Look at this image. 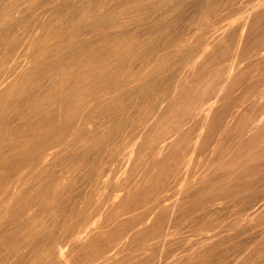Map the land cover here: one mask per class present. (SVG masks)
I'll return each instance as SVG.
<instances>
[{
    "label": "bare ground",
    "instance_id": "obj_1",
    "mask_svg": "<svg viewBox=\"0 0 264 264\" xmlns=\"http://www.w3.org/2000/svg\"><path fill=\"white\" fill-rule=\"evenodd\" d=\"M67 257L264 264V0H0V264Z\"/></svg>",
    "mask_w": 264,
    "mask_h": 264
},
{
    "label": "rangeland",
    "instance_id": "obj_2",
    "mask_svg": "<svg viewBox=\"0 0 264 264\" xmlns=\"http://www.w3.org/2000/svg\"><path fill=\"white\" fill-rule=\"evenodd\" d=\"M197 4V2L196 3H194L193 4V6L194 5H196ZM46 17H47V15H46ZM113 165V166H112ZM113 167V168H112ZM124 171V167L123 168H121V165L118 163V162H113V163H111L110 164V168L107 170V172L105 173V177H104V179L105 178H107V177H111V178H117V176H119V175H121L122 174V172ZM110 172V173H109ZM107 173H109V174H107ZM230 219H232V218H230ZM229 221V220H228ZM226 223H227V221H225ZM225 222H223L224 224H225ZM185 232V233H184ZM184 233V234H183ZM193 234V235H191V234ZM187 234H189V235H187ZM178 236H179V238H184V236L185 237H189V238H191V239H196L197 237H198V232H194V231H190V230H188V229H186V230H184L183 232H181V233H179V234H177ZM176 235V236H177ZM197 235V236H196ZM181 236V237H180ZM193 237V238H192ZM131 254H122L121 256H123L121 259L122 260H126V259H129L131 256H130ZM136 254H134V256H135ZM151 255V254H150ZM120 256V257H121ZM128 256V257H127ZM66 260V262L68 263V264H83V263H75L74 262V260H70L68 257L65 259Z\"/></svg>",
    "mask_w": 264,
    "mask_h": 264
}]
</instances>
